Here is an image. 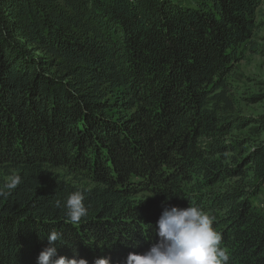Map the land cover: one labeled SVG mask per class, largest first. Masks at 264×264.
I'll return each instance as SVG.
<instances>
[{"label":"trees","instance_id":"1","mask_svg":"<svg viewBox=\"0 0 264 264\" xmlns=\"http://www.w3.org/2000/svg\"><path fill=\"white\" fill-rule=\"evenodd\" d=\"M263 0H0V264H123L164 207L215 216L228 264H264V115L229 87ZM264 54V46L261 47ZM252 100H257L252 98ZM76 190L77 224L56 201Z\"/></svg>","mask_w":264,"mask_h":264},{"label":"clouds","instance_id":"2","mask_svg":"<svg viewBox=\"0 0 264 264\" xmlns=\"http://www.w3.org/2000/svg\"><path fill=\"white\" fill-rule=\"evenodd\" d=\"M15 182L0 188V198L9 196ZM84 200L85 194L76 190L63 202L57 200L56 206L63 209L69 222L77 224L89 212ZM215 219L198 205L166 206L153 228L158 242L143 253H129L123 264H228L229 256L221 247L222 235L213 226ZM62 238L56 230L47 234L48 246L40 252L37 264H89L75 249L74 258L58 256L57 242ZM94 264H111V259L98 258Z\"/></svg>","mask_w":264,"mask_h":264},{"label":"rangeland","instance_id":"3","mask_svg":"<svg viewBox=\"0 0 264 264\" xmlns=\"http://www.w3.org/2000/svg\"><path fill=\"white\" fill-rule=\"evenodd\" d=\"M257 21L260 28L254 41L257 43L258 50L252 52L249 48L247 49L246 57L237 65L229 87V96L234 101L235 114L240 117L264 115V54L260 50L264 46V0L258 10ZM256 97V101L252 100ZM250 128L237 134L264 140V132L252 135ZM256 204L264 209V188Z\"/></svg>","mask_w":264,"mask_h":264}]
</instances>
